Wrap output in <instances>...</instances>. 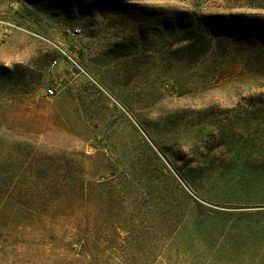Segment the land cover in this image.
I'll return each mask as SVG.
<instances>
[{
	"label": "rangeland",
	"instance_id": "1",
	"mask_svg": "<svg viewBox=\"0 0 264 264\" xmlns=\"http://www.w3.org/2000/svg\"><path fill=\"white\" fill-rule=\"evenodd\" d=\"M94 1L0 0V264H264V7Z\"/></svg>",
	"mask_w": 264,
	"mask_h": 264
},
{
	"label": "trees",
	"instance_id": "2",
	"mask_svg": "<svg viewBox=\"0 0 264 264\" xmlns=\"http://www.w3.org/2000/svg\"><path fill=\"white\" fill-rule=\"evenodd\" d=\"M31 1L36 4L37 0H31ZM238 1H241V2L245 3V5H249V6L264 7V0H238ZM93 3H95V4L103 3V4H108V5H121V2H117V1L113 2V1H108V0H106V1L97 0V1H94ZM88 5H90V2H89V4L79 3V7H80L82 13L87 14V13L91 12L90 10H88L89 8H87V7H89ZM218 18H220V20H216L217 24H224L226 22L225 17H218ZM179 19H181V18H179ZM248 26H250V30L252 31V33L259 34V33L264 32V26L263 25H259V26L258 25H253V26L248 25ZM205 41H204V43H205V45L207 43V47H208L210 45L211 41L210 40H205ZM196 44H197V42H196V40H194L192 46L194 47ZM62 197H64V194L60 196V198H62Z\"/></svg>",
	"mask_w": 264,
	"mask_h": 264
},
{
	"label": "built area",
	"instance_id": "3",
	"mask_svg": "<svg viewBox=\"0 0 264 264\" xmlns=\"http://www.w3.org/2000/svg\"><path fill=\"white\" fill-rule=\"evenodd\" d=\"M56 63H57V61L55 60L53 62V64L55 65ZM47 94L50 95V96L54 95L55 94V89L54 88H48L47 89Z\"/></svg>",
	"mask_w": 264,
	"mask_h": 264
}]
</instances>
